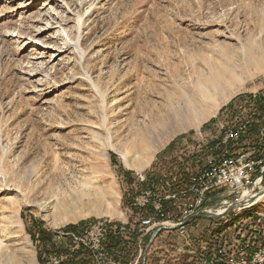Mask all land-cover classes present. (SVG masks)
I'll list each match as a JSON object with an SVG mask.
<instances>
[{
  "label": "rangeland",
  "instance_id": "1",
  "mask_svg": "<svg viewBox=\"0 0 264 264\" xmlns=\"http://www.w3.org/2000/svg\"><path fill=\"white\" fill-rule=\"evenodd\" d=\"M263 86L264 0H0V264H38L39 230L58 241L80 222L127 223L123 173L142 210L137 174L175 161L194 172ZM142 136L151 160L137 169ZM255 201L189 235L198 244L222 226L233 239L249 217L264 227ZM180 242L159 234L146 264Z\"/></svg>",
  "mask_w": 264,
  "mask_h": 264
},
{
  "label": "built area",
  "instance_id": "2",
  "mask_svg": "<svg viewBox=\"0 0 264 264\" xmlns=\"http://www.w3.org/2000/svg\"><path fill=\"white\" fill-rule=\"evenodd\" d=\"M246 105V113L226 124L223 137L213 143L210 153L199 161L183 187L160 192L142 186L145 176L137 174L142 188L133 204L141 209L149 208L150 212L130 221V229L139 234L138 256L130 264H146L147 248L152 247L159 234L166 233H175L181 242L170 243V249L158 257L157 264H165L170 258L176 264H264V247L252 232L254 228L257 230L252 218L233 226V239L228 237L227 230L220 232L215 240L196 244L188 230L198 218L210 219L202 212L221 215L229 210L226 217L230 212L248 210L264 192V135L251 136L252 130L264 124V86L250 94ZM177 183L178 178L172 176L165 187ZM111 228L114 227L105 223L90 225L80 235H71L72 246L77 249L81 245L91 251L95 264H109L104 243ZM154 232L158 233L156 238L143 248V238ZM182 257L185 259L180 261Z\"/></svg>",
  "mask_w": 264,
  "mask_h": 264
},
{
  "label": "trees",
  "instance_id": "3",
  "mask_svg": "<svg viewBox=\"0 0 264 264\" xmlns=\"http://www.w3.org/2000/svg\"><path fill=\"white\" fill-rule=\"evenodd\" d=\"M174 162L169 170H166L165 166L157 165L158 163L152 164L150 170L145 173V182L142 186L151 188L160 192H166L167 190L176 191L178 188L183 187L187 184L191 174L193 173L194 165H189L188 163L183 164ZM168 166V165H167ZM169 167V166H168ZM125 184L128 186L125 194L123 195L122 206L128 214V221L126 224L116 223L113 224L110 232L105 240V247L107 252V257L109 264H129L131 261L135 260L138 253V243L139 234L136 231L130 229V221L135 218H143L147 216L150 209L138 210L132 207V190H130V173L124 172ZM176 176L178 178V183L171 187H165L166 182L172 177ZM139 185V184H138ZM250 218V217H249ZM248 218V219H249ZM252 222L254 221L251 219ZM217 222V221H215ZM212 223V222H211ZM86 222H80L77 225H69L65 228L63 234L64 237L57 241V238L48 231L39 230L36 234L33 233L32 240L36 243V258L38 264H44V258L47 255H54L56 257H61L59 264H95L94 257L88 249L83 246H78V248L70 252V247H72V237L71 235L78 236L83 232ZM254 223L253 225H255ZM221 229L218 231L210 230L209 237L207 240H213L220 232H224V228L220 226ZM256 233L258 236V241L261 246L264 247V236L260 237L264 231V227L257 225V230L254 228L252 232ZM251 232V233H252ZM159 236V235H158ZM147 239L143 240V247L146 245ZM185 259V257L179 258L180 261ZM170 264H173L169 260ZM176 264V263H174Z\"/></svg>",
  "mask_w": 264,
  "mask_h": 264
},
{
  "label": "bare ground",
  "instance_id": "4",
  "mask_svg": "<svg viewBox=\"0 0 264 264\" xmlns=\"http://www.w3.org/2000/svg\"><path fill=\"white\" fill-rule=\"evenodd\" d=\"M170 105V104H169ZM180 107V106H179ZM178 107V108H179ZM171 108H172V105H171ZM189 109H191V112L193 111V108L191 106V104L189 105ZM165 111V110H164ZM186 114V110H183L182 108L180 109H177V110H174V111H171L169 114H168V117H169V120L171 121H175L177 123V125H181L182 122H183V115ZM147 137L146 136H142L140 142H139V145H138V150L141 149L142 151V154L140 155L139 157V160L141 161L140 164L141 166H138L137 169H140L143 165H146L149 163V161L151 160V155L149 152V150L147 149L148 148V142H147ZM264 194H260L259 196H257V198H261L263 197ZM65 203H62V210L60 211V215L61 216H64V217H67L69 215H71L72 212H69L67 209L64 208V205ZM264 207V204L262 205ZM261 206V207H262ZM71 211V210H70ZM118 215V214H116ZM70 217V216H69ZM71 217H76V216H71Z\"/></svg>",
  "mask_w": 264,
  "mask_h": 264
},
{
  "label": "water",
  "instance_id": "5",
  "mask_svg": "<svg viewBox=\"0 0 264 264\" xmlns=\"http://www.w3.org/2000/svg\"><path fill=\"white\" fill-rule=\"evenodd\" d=\"M262 194H264V192H263ZM259 195H260V194H259ZM228 211H229V210H228ZM228 211H227V212H228ZM227 212H224V213H222L221 215H217V216H216V215H209V214H206V213H204V212H202V214H203L204 216L210 218V219L215 220V219H220V218L224 217V216L226 215ZM157 234H158L157 232H154V233L152 234L149 243H151V242L156 238Z\"/></svg>",
  "mask_w": 264,
  "mask_h": 264
},
{
  "label": "crops",
  "instance_id": "6",
  "mask_svg": "<svg viewBox=\"0 0 264 264\" xmlns=\"http://www.w3.org/2000/svg\"><path fill=\"white\" fill-rule=\"evenodd\" d=\"M126 224V223H125Z\"/></svg>",
  "mask_w": 264,
  "mask_h": 264
}]
</instances>
